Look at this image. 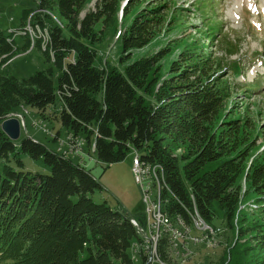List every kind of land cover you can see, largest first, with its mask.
<instances>
[{
    "label": "trees",
    "instance_id": "obj_1",
    "mask_svg": "<svg viewBox=\"0 0 264 264\" xmlns=\"http://www.w3.org/2000/svg\"><path fill=\"white\" fill-rule=\"evenodd\" d=\"M33 1L37 9L23 11L18 31L29 24L46 30V40L34 42L26 31L21 47L16 32L0 29V264H147L130 253L141 241L131 219L143 222V213L96 202L93 195L102 187L80 162L30 137L13 141L3 131L7 116L22 107L83 138L89 154L94 144L102 164L137 153L142 163L159 168L172 218L190 226L196 208L208 226L238 225L240 239H247L244 249L263 254L264 150L255 146L252 121L227 114L234 96L261 91L262 84L235 89L230 75L242 76V64L229 58L237 55V44L221 39L220 29L210 24L198 32L209 29L201 40L168 43L132 61L173 31L172 21L182 16L177 3L141 11L143 0H97L82 17L90 0ZM54 11L63 28L54 25ZM200 14L208 19L203 9ZM207 36L215 52L204 44ZM110 43L119 45L121 68L104 62L102 50ZM32 46L54 68L23 79L7 76L5 66ZM26 158L50 172L29 170ZM249 202L257 210L242 209ZM159 251L168 264L169 254ZM224 262L233 264L228 256Z\"/></svg>",
    "mask_w": 264,
    "mask_h": 264
},
{
    "label": "rangeland",
    "instance_id": "obj_2",
    "mask_svg": "<svg viewBox=\"0 0 264 264\" xmlns=\"http://www.w3.org/2000/svg\"><path fill=\"white\" fill-rule=\"evenodd\" d=\"M58 1V0H54ZM214 1L213 5H210ZM144 2V3H143ZM177 3L182 16L175 19L173 31L164 32L159 39L142 51L134 54L133 60L140 59L144 56L152 55L165 48L168 43H193L194 38L201 40L203 35L209 32L208 28L200 29L210 24L216 25L220 38L227 37L233 43H236L237 55L229 58L231 62L240 60L242 64V76L230 75L231 82L234 83L235 89L246 87L251 89L249 84L258 81L262 84V90L251 92L238 97L234 96L230 101V111L232 117L230 119L239 120L240 122L248 120L252 121L253 128L249 130H258L254 137L255 146L261 151L264 150V0H143L139 10L144 8L161 6L162 8L168 4V7H174ZM97 0H90L81 16L84 17L88 11L95 9ZM37 3L33 0H0V29L7 35L16 31L20 27L21 17L24 10H36ZM168 9V10H169ZM206 12L207 18L204 19L200 11ZM167 10V11H168ZM167 13L165 12L164 15ZM54 21V25L63 28L64 22L57 17L55 11L49 13ZM204 19V20H203ZM181 27V28H180ZM165 29V28H164ZM167 31V28L165 29ZM34 42L37 39L46 40L48 38L47 31L40 28L29 29ZM208 36L204 39V44L211 46V51H216V43L213 46L209 44ZM219 38V36L217 37ZM18 46H23L24 42L20 35H16ZM21 46V47H22ZM35 47V46H34ZM31 47L30 50L19 52L6 66L4 73L7 76L23 79L31 77L37 72L47 71L53 67L47 61L44 54ZM120 53L119 45L114 46L110 43L102 50L105 56L104 62L110 59L113 66L121 68L118 64V56ZM55 75L58 73L55 71ZM229 71H226V74ZM19 115L24 118V125L21 126V135L16 141L20 143L26 137H32L35 141L46 145L53 152L62 151L67 158L75 162H80L82 166L91 171V174L98 180L102 190L96 191L93 198L96 202H106L113 209L127 210L128 213L138 216L144 212V204L142 202V192L136 184L131 172V163L133 156L124 162L107 166L100 163L92 152L86 151L87 144L83 138H78L67 133L59 123H50L42 120L36 112L31 108H20ZM9 118L11 116H8ZM59 132L58 138L56 134ZM86 147V148H85ZM85 148V149H84ZM181 153V151H178ZM26 166L31 171H39L49 173L41 162H34L26 158ZM245 186L243 185V193ZM254 202H249L244 208L257 210L253 206ZM256 205V204H255ZM237 219L235 223H237ZM215 229L217 232L211 234L212 237L203 235V232L197 228H193L189 233L191 240L187 239L185 245L180 246L173 251L172 258H169L168 264H224V260L228 256L233 264H264V253L246 251L245 243L247 239H240L238 228L229 229L223 222H216ZM208 238L207 243L195 242V239ZM247 248V246H246ZM132 254V250H130ZM223 262V263H222ZM157 264V263H156ZM228 264V263H225Z\"/></svg>",
    "mask_w": 264,
    "mask_h": 264
},
{
    "label": "built area",
    "instance_id": "obj_3",
    "mask_svg": "<svg viewBox=\"0 0 264 264\" xmlns=\"http://www.w3.org/2000/svg\"><path fill=\"white\" fill-rule=\"evenodd\" d=\"M15 117L19 119L22 118L20 115H16ZM92 152L95 153V150L93 149ZM135 154L131 163V172L136 184L140 187L142 202L145 207L143 222H140L138 219L136 220L139 222L140 228L144 230L146 235V245H142L143 251H151L152 260H156L157 253H160L159 248H164L167 253H173L180 244L185 245L188 241L187 239L191 240L192 238L187 232V225H185V229H178V217H175V225L167 224L164 218V211L167 207L166 199H161L160 205L149 204L151 191L154 187H160L161 177L157 175V178H159V185H151V182H146L144 167H152V171L155 172L154 168L151 164H144L142 161H138V154ZM195 242H197V240H195Z\"/></svg>",
    "mask_w": 264,
    "mask_h": 264
},
{
    "label": "bare ground",
    "instance_id": "obj_4",
    "mask_svg": "<svg viewBox=\"0 0 264 264\" xmlns=\"http://www.w3.org/2000/svg\"><path fill=\"white\" fill-rule=\"evenodd\" d=\"M16 115H19V114H13L10 116L16 118L15 117ZM16 119L19 120L20 128H21V126L25 124L24 120H23L24 118H21V119L16 118ZM60 153L64 154L62 151H60ZM138 161H141L139 156H138ZM153 168H154L155 172L152 171V167H144V174H146V182H151V185H159V178H157V175H159V173H158L159 168H157V167H153ZM164 190H169V188L164 183L163 178L161 177L160 187H154V189L151 191V196H149V204L160 205L161 199H163L162 194H163ZM164 218H165V221L167 222L168 225H175V218H172L166 211H164ZM191 219H192L193 224L189 226L183 218L178 217V220H177L178 229H185V225H187V232L188 233L192 232L193 228H197L198 230L203 232V235H207L209 237H212L211 234H215V232H217L214 227L206 225L200 219L196 208L194 210V215H191ZM131 223L133 226H135L138 229V234H139L140 239H141V241L139 243L136 242V244H134L132 247V254H133L134 258L141 260L142 257H145V262L147 264H156V263L157 264H163L161 261V258L159 256V253H157V255H156V260H152V252L151 251H143L142 245H146L145 232L142 228H140L139 222H137L136 219H131ZM195 240H197V242L207 243V244L209 241V239L207 237L205 239H202L201 241H200V238L195 239ZM168 254H169V258L173 257L172 253H168Z\"/></svg>",
    "mask_w": 264,
    "mask_h": 264
},
{
    "label": "water",
    "instance_id": "obj_5",
    "mask_svg": "<svg viewBox=\"0 0 264 264\" xmlns=\"http://www.w3.org/2000/svg\"><path fill=\"white\" fill-rule=\"evenodd\" d=\"M3 131L13 141H17L21 135L20 122L16 118H8L1 125Z\"/></svg>",
    "mask_w": 264,
    "mask_h": 264
}]
</instances>
